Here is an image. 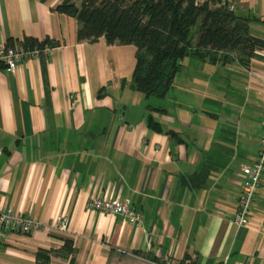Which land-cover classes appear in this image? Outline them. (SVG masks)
<instances>
[{
    "label": "crops",
    "instance_id": "0c3cea01",
    "mask_svg": "<svg viewBox=\"0 0 264 264\" xmlns=\"http://www.w3.org/2000/svg\"><path fill=\"white\" fill-rule=\"evenodd\" d=\"M63 1L0 0V47L56 45L14 75L0 64V211L69 220L65 234L7 233L0 264L41 251L49 264H264V171L248 225L233 223L264 128V50L247 66L187 57L165 97L146 98L130 87L136 48L78 43ZM220 1L264 39V0ZM95 198L129 201L141 225L88 210ZM64 239L73 256H59Z\"/></svg>",
    "mask_w": 264,
    "mask_h": 264
},
{
    "label": "trees",
    "instance_id": "16d2710c",
    "mask_svg": "<svg viewBox=\"0 0 264 264\" xmlns=\"http://www.w3.org/2000/svg\"><path fill=\"white\" fill-rule=\"evenodd\" d=\"M227 5L220 0H64L54 10L76 20L78 43L103 38L109 45L134 46L130 87L146 98L159 99L171 89L187 57L216 63L218 55L226 61L235 54L247 66L256 51L264 50V39L251 29L260 20L229 11ZM7 45L12 46V41ZM21 45L29 50L56 47L31 38ZM148 125L161 131L151 117ZM63 241L59 256H73L72 242ZM50 254L56 252H38L35 264H49Z\"/></svg>",
    "mask_w": 264,
    "mask_h": 264
},
{
    "label": "built area",
    "instance_id": "2783aa9c",
    "mask_svg": "<svg viewBox=\"0 0 264 264\" xmlns=\"http://www.w3.org/2000/svg\"><path fill=\"white\" fill-rule=\"evenodd\" d=\"M202 0H197V3ZM229 11H234V6L228 4ZM51 48L45 46L42 49H26L23 46L0 47V64L5 66L11 74H15L19 64L29 57H37L42 53H49ZM264 171V128L260 136L258 154L250 166H243L241 176L243 178L241 191L237 198L236 210L233 223L238 227H246L249 223L250 210L255 199V195L261 184V175ZM90 211H100L121 217L133 224L140 226L142 216L135 212L129 201L93 199L88 205ZM40 230H47L65 234L69 231V220L64 214L58 215L50 223H41L30 216H20L11 209L0 211V243L7 233H17L22 235H33Z\"/></svg>",
    "mask_w": 264,
    "mask_h": 264
}]
</instances>
